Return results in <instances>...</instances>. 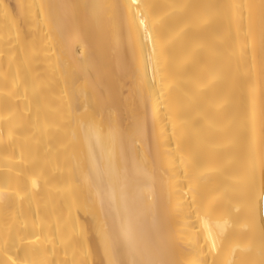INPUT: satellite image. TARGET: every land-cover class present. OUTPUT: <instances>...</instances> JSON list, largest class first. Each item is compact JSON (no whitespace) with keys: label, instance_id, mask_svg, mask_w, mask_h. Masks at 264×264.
Listing matches in <instances>:
<instances>
[{"label":"bare ground","instance_id":"obj_1","mask_svg":"<svg viewBox=\"0 0 264 264\" xmlns=\"http://www.w3.org/2000/svg\"><path fill=\"white\" fill-rule=\"evenodd\" d=\"M0 264H264V0H0Z\"/></svg>","mask_w":264,"mask_h":264}]
</instances>
